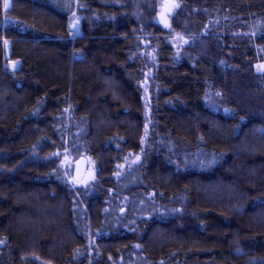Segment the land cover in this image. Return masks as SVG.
Returning a JSON list of instances; mask_svg holds the SVG:
<instances>
[{"label":"trees","instance_id":"obj_1","mask_svg":"<svg viewBox=\"0 0 264 264\" xmlns=\"http://www.w3.org/2000/svg\"><path fill=\"white\" fill-rule=\"evenodd\" d=\"M177 5L0 0V264H264V0Z\"/></svg>","mask_w":264,"mask_h":264},{"label":"rangeland","instance_id":"obj_2","mask_svg":"<svg viewBox=\"0 0 264 264\" xmlns=\"http://www.w3.org/2000/svg\"><path fill=\"white\" fill-rule=\"evenodd\" d=\"M157 8H158L156 15L158 17L157 19L163 22V25H166L167 23H169V20H171V18L174 16V13H176L178 9L177 0H158ZM78 24H79L78 20L77 18H75L72 25L75 30L78 29L79 27ZM170 43L173 45L175 49L182 50L184 46H187L189 44V39L185 37V33L182 30H180L178 32H175V37H173L170 40ZM88 168L91 169L90 164ZM23 264H28V263L24 261ZM41 264H50V263H41Z\"/></svg>","mask_w":264,"mask_h":264},{"label":"water","instance_id":"obj_3","mask_svg":"<svg viewBox=\"0 0 264 264\" xmlns=\"http://www.w3.org/2000/svg\"><path fill=\"white\" fill-rule=\"evenodd\" d=\"M7 4L8 7H4L5 12H9L11 9V0H4V5ZM10 55V46L9 44L5 45V59L8 60ZM89 163L86 157L81 156L73 161L72 164V179L75 183L81 182L87 171H88Z\"/></svg>","mask_w":264,"mask_h":264},{"label":"snow or ice","instance_id":"obj_4","mask_svg":"<svg viewBox=\"0 0 264 264\" xmlns=\"http://www.w3.org/2000/svg\"><path fill=\"white\" fill-rule=\"evenodd\" d=\"M4 7H5V8H7V7H8V5H7V4H5V5H4Z\"/></svg>","mask_w":264,"mask_h":264}]
</instances>
